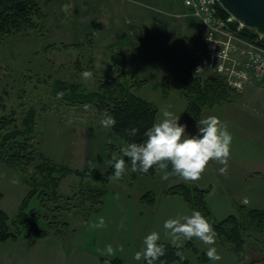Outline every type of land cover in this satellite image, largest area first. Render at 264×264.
Segmentation results:
<instances>
[{
    "label": "rangeland",
    "instance_id": "obj_1",
    "mask_svg": "<svg viewBox=\"0 0 264 264\" xmlns=\"http://www.w3.org/2000/svg\"><path fill=\"white\" fill-rule=\"evenodd\" d=\"M35 1L42 12L41 17L36 19V26L0 38V94L7 110L15 111L19 129L24 126L23 116L30 108L35 109L32 138L38 151L49 163L72 169H81L85 164L87 167L93 166L88 150L85 153L92 138V142L95 140L97 143L93 168L98 176L103 175L109 167L107 161L111 159L110 153L121 155L120 149L125 143L116 137L110 128L101 125L102 113L93 108L88 107L86 110L82 105H71L58 100L52 90L55 80L80 84L87 90L95 89L104 77L115 75L111 55L116 51L122 50L132 58V76L143 82L140 88L132 91L155 105V122L163 118L162 111L167 109L180 117V124H185L183 110L187 102L179 91L182 78L192 74L191 49L195 47L198 34L193 24L188 23L182 28L177 23L180 19L172 16L173 13H182L186 9L183 0H143L144 6L131 8L137 14L131 15L140 16L142 20L138 25L131 24L128 13L118 14L120 8L129 12L132 5L130 2L134 1ZM66 4L69 5L67 12L62 11V6ZM171 52L173 54H170ZM164 59H170V62H165ZM83 71H91L92 78L83 79ZM205 74L207 72L203 75ZM164 75L170 85L169 92H176L178 95L164 97L159 81ZM197 129L198 125H194V130ZM125 160L127 163L128 159ZM32 172L33 169L30 168L29 173ZM135 172L133 176L131 166L128 165V171L121 179L123 183L109 180L98 211L87 213L74 208L62 209L66 203L76 201L73 195L68 202L59 197L60 194H73L80 182V178L74 173L66 174L60 179L56 195L49 189L46 193H35L28 200L27 211H35L37 215L32 217V220L38 226L50 231L51 224H59L69 232L67 238L73 240L88 238L107 243L111 237L119 235L125 245L129 244L133 249H137V246L143 248L142 235L147 233L143 229L148 228L149 223L146 222V226L142 227V223L133 222L134 216L116 211V201L122 196L120 193L128 192L132 197L130 202L133 203L138 194L147 191L153 194L154 201L143 215L144 219L157 217L162 225L165 220L178 217L166 214L169 207L176 205H172L173 202L164 197L163 190L168 180L161 179L162 173L156 172L152 176H146ZM26 177L27 174L0 164V209L10 219L16 216L22 199L31 189L25 182ZM237 201H240V198ZM239 206L251 208V204ZM101 218L106 226L93 228L92 225L98 223ZM239 221L246 242L242 256L244 262L248 264L251 260H264V228L252 225L242 216ZM63 222H68L69 228L68 225H63ZM135 230H139L137 238L134 235ZM121 234H124V239ZM184 243L185 241H182L181 245ZM186 254L193 258L191 251Z\"/></svg>",
    "mask_w": 264,
    "mask_h": 264
},
{
    "label": "trees",
    "instance_id": "obj_2",
    "mask_svg": "<svg viewBox=\"0 0 264 264\" xmlns=\"http://www.w3.org/2000/svg\"><path fill=\"white\" fill-rule=\"evenodd\" d=\"M218 14L227 16L228 14L217 3ZM42 12L35 0H0V38L2 36L22 32L28 28H34L36 19L41 17ZM249 30L245 29L244 33ZM256 35L255 32H249ZM111 59L115 66V75L104 77L93 90H87L83 85L65 83L55 80L52 86L54 94L64 91L62 99L71 105H88L99 113L105 112L112 115L116 124L110 127L112 133L120 138L125 144L141 142L146 139L144 132L155 122L157 109L151 102L136 95L132 89H138L142 81L132 76V58L127 56L122 50L112 53ZM162 94L165 96L170 91L167 83V76L161 79ZM180 94L186 100L184 114L186 118L198 124L201 120V111L206 106L216 105L222 102L233 101L238 92L226 85L217 76H207L204 78L187 74L182 78ZM35 109L30 108L23 116V129L16 125V113L14 110H7L4 98L0 94V164L19 170L27 174L25 182L31 189L22 199L19 210L14 218L0 209V242L16 240L24 237H42L47 234V230L38 226L32 217L37 214L34 210L27 211L28 200L38 191L47 192L49 189L56 195L58 181L66 174L74 173L80 178V182L73 194L68 196L59 195L66 202L73 196L74 203H66L62 209H78L85 212L98 211L103 203V196L106 193L105 186L112 179L114 168L109 165L103 175L95 174L93 166L87 167L85 164L81 169H72L67 166H56L48 162L37 149L32 135L34 134ZM131 127H136L139 131L137 135L130 136L125 131ZM111 157L113 153L111 154ZM119 157V154H116ZM129 166L130 161L127 162ZM33 169L30 174L29 169ZM171 166H169V171ZM140 174L152 176L156 173L150 169L148 173ZM135 176L136 172L132 173ZM122 181V180H120ZM207 188H199L185 183H177L167 186L163 193L167 196L179 195L185 204L192 210L200 211L213 225L218 241L223 247L233 252L237 256L238 264H247L242 256L245 248V235L243 227L239 221L242 216L252 225L264 228V209L237 207L236 214H229L226 217L215 220L205 200ZM41 192V193H42ZM73 195V196H72ZM140 202L152 204L153 194L149 191L139 197ZM69 205L70 207H67ZM239 210V211H238ZM239 214V215H238ZM67 222H63L66 225ZM52 226V227H51ZM50 228L55 229L59 224H51ZM166 247V254L160 257L155 264H194L182 253L185 249L190 250L197 256L200 263H205L208 259L205 252L199 251L191 240L177 248L168 242H158ZM180 252L184 259L177 255ZM100 264H124L120 258H100ZM141 264H147L145 260ZM248 264H264V260H251Z\"/></svg>",
    "mask_w": 264,
    "mask_h": 264
},
{
    "label": "crops",
    "instance_id": "obj_3",
    "mask_svg": "<svg viewBox=\"0 0 264 264\" xmlns=\"http://www.w3.org/2000/svg\"><path fill=\"white\" fill-rule=\"evenodd\" d=\"M142 2L143 0L130 2L132 5L128 10L129 12L120 8L118 14L120 15L121 12L128 13L127 15L131 18L128 20L131 24L135 23L138 25L142 20L140 16L131 15V13L137 15L131 8L138 9V6H144ZM181 14V16H172L180 19L177 23L182 28L188 23L196 27L197 20L189 14L187 9H184ZM194 48L193 46L191 49L190 61L191 57H193ZM170 54L173 53L171 52ZM164 61L170 62V59H164ZM146 66L150 65L146 64ZM171 94L178 95L176 92H169L164 97L166 98ZM185 106L186 103L184 109ZM206 111H208L207 114ZM208 116L218 117L227 126V129L233 136L227 175H223L219 171L223 165L211 161L198 181L185 182L173 175L168 179L166 187L177 183H185L199 188H207L205 200L215 220H220L229 214H236L239 205L246 206L251 204V208L264 209V85L257 83L250 84L238 92L233 101L222 102L204 108L202 119ZM184 118V125H187V134L196 135L198 129L194 130V125L198 124L190 122L186 116ZM92 139L88 146L89 149L86 148L85 153L88 150L89 157L92 158L91 165L94 166L97 155V143L95 140L92 142ZM119 183L121 184L123 181ZM142 194L136 195V201L133 203L130 202L132 197L128 192L120 193L119 195L122 196H119V199L116 201V211L124 213V215L129 214L130 216H134L133 222L142 223V227H145L146 222H148V228L143 229L147 232L142 235L144 238L155 231L160 234L159 242L173 244L170 236L167 232H164L163 224L160 225L158 219H156L157 217H152L154 219L151 220L143 218V215L148 211L151 204L148 205L140 202L139 197ZM240 194L242 195L240 196ZM164 197L168 201L173 202L172 205H176L175 207H169L166 210V214L180 217L191 215L193 212L180 196L165 195ZM238 198H240V201H237ZM66 225H68V222ZM67 228H69V225ZM138 231L135 230L134 235L136 238L138 237ZM67 234L69 232L64 230L63 227L56 226L55 229H51L42 237H24L0 242V264H100V258L111 259L115 257L120 258L124 264H141L143 261V259L140 261L134 259L135 253L141 250L142 247L137 246V249H133L129 244L125 245L123 240L119 238V235L111 237L107 243H100L88 238L81 240L74 237L75 239L73 240L67 238ZM121 237L124 239V234H121ZM193 240L195 247L199 251L206 253L208 246L196 238H193ZM107 245H111L113 249L110 255L106 253ZM214 246L222 257L219 261L207 259L205 263H200L194 253L193 258L186 254L187 252L190 253L188 249H185L182 254L194 264H238L236 256L219 244L218 241H216ZM172 264L178 263L173 262Z\"/></svg>",
    "mask_w": 264,
    "mask_h": 264
},
{
    "label": "clouds",
    "instance_id": "obj_4",
    "mask_svg": "<svg viewBox=\"0 0 264 264\" xmlns=\"http://www.w3.org/2000/svg\"><path fill=\"white\" fill-rule=\"evenodd\" d=\"M190 2V0H189ZM69 5L62 6V11L67 12ZM91 71H83L81 77L85 80L91 79ZM64 91L57 93V99H62ZM88 109V105L84 106ZM162 119L154 123L144 132L145 140L124 144L121 155L117 157L113 154L107 163L114 168L112 179L119 181L128 171V164L125 158L130 161L131 171L148 173L150 169L162 173L161 179L168 180L170 176H177L185 182H196L201 179L209 162L215 161L223 165L219 169L220 173L227 175L228 161L231 156V145L233 136L218 117L208 116L198 122V133L188 135L187 125L180 124V117L173 112L164 109ZM105 128L113 127L116 124L115 118L105 112L100 121ZM128 135L135 136L138 133L136 127L125 130ZM169 166L171 170L169 171ZM103 218L98 223L93 224V228L105 227ZM164 229L170 236L172 243L180 248L182 241L196 238L207 245L206 256L209 260L219 261L222 259L216 247L217 233L208 219L197 210L191 215L178 218H169L164 221ZM160 234L151 232L143 241L144 247L134 255L136 261L145 260L147 264H155L160 257L166 254L165 245L158 243ZM113 252L112 246H106V253ZM181 260L184 256L177 252ZM161 264H164L161 261Z\"/></svg>",
    "mask_w": 264,
    "mask_h": 264
},
{
    "label": "built area",
    "instance_id": "obj_5",
    "mask_svg": "<svg viewBox=\"0 0 264 264\" xmlns=\"http://www.w3.org/2000/svg\"><path fill=\"white\" fill-rule=\"evenodd\" d=\"M138 1V0H127ZM217 0H183L197 20V41L191 73L201 78H221L237 92L250 84L264 85V37L246 28L229 15L218 14ZM181 16V13H173ZM248 29V33H244Z\"/></svg>",
    "mask_w": 264,
    "mask_h": 264
},
{
    "label": "water",
    "instance_id": "obj_6",
    "mask_svg": "<svg viewBox=\"0 0 264 264\" xmlns=\"http://www.w3.org/2000/svg\"><path fill=\"white\" fill-rule=\"evenodd\" d=\"M234 20L264 37V0H217Z\"/></svg>",
    "mask_w": 264,
    "mask_h": 264
}]
</instances>
